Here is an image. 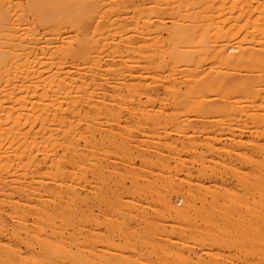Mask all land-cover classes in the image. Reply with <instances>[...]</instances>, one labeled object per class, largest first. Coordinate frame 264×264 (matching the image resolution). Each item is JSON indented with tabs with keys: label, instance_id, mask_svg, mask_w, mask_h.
<instances>
[{
	"label": "bare ground",
	"instance_id": "1",
	"mask_svg": "<svg viewBox=\"0 0 264 264\" xmlns=\"http://www.w3.org/2000/svg\"><path fill=\"white\" fill-rule=\"evenodd\" d=\"M0 264H264V0H0Z\"/></svg>",
	"mask_w": 264,
	"mask_h": 264
},
{
	"label": "rangeland",
	"instance_id": "2",
	"mask_svg": "<svg viewBox=\"0 0 264 264\" xmlns=\"http://www.w3.org/2000/svg\"><path fill=\"white\" fill-rule=\"evenodd\" d=\"M136 134H137V133H136ZM138 165H140V163H138ZM180 176H181V175H180ZM180 176H179V175H175V176H174L173 180H175V183H176V181H178V182L180 181V182H181L180 178L184 177V175H182V177H180ZM175 177H176V178H175ZM179 177H180V178H179ZM178 178H179V180H178ZM110 179H111V182H110V183L112 184V182H113L112 187H114L115 184H114V181H113V180L115 179V176H112ZM176 179H177V180H176ZM178 182H177L176 184H178ZM129 184H130V183L128 182L127 185H129ZM96 211H99V210L96 209Z\"/></svg>",
	"mask_w": 264,
	"mask_h": 264
}]
</instances>
